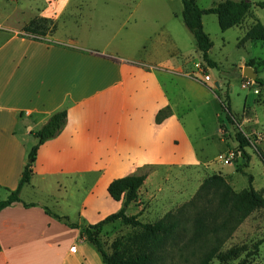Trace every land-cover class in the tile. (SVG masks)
Listing matches in <instances>:
<instances>
[{
	"label": "crops",
	"instance_id": "crops-1",
	"mask_svg": "<svg viewBox=\"0 0 264 264\" xmlns=\"http://www.w3.org/2000/svg\"><path fill=\"white\" fill-rule=\"evenodd\" d=\"M68 4L44 0L36 17L59 22ZM163 7L154 4L153 13L123 20L99 14V31L88 36H59L54 30L42 39L21 35L22 22L0 17V195L6 198L17 188L37 142L34 132L54 112L66 111L60 133L37 149L30 182L19 194L22 202L0 211V264H102L82 231L121 208L122 199L113 200L107 191L113 180L148 172L137 203L129 205H137L132 215L146 223L174 209L192 179L191 196L206 178L197 175L207 158L189 118L199 101L217 97L221 82H203L195 62L180 59L187 37L182 18ZM251 16L250 10L235 27ZM104 21L109 29L101 28ZM164 109L167 115L157 122ZM252 163L251 155L242 171ZM214 173L234 191L246 189L232 173ZM160 181L174 183L164 194ZM155 186L161 194L152 201Z\"/></svg>",
	"mask_w": 264,
	"mask_h": 264
},
{
	"label": "rangeland",
	"instance_id": "rangeland-1",
	"mask_svg": "<svg viewBox=\"0 0 264 264\" xmlns=\"http://www.w3.org/2000/svg\"><path fill=\"white\" fill-rule=\"evenodd\" d=\"M195 1L198 6L208 8L216 0ZM246 1L251 3L252 16L248 17L241 27H232L221 31L216 15H203L204 31L213 42L209 57L217 63V68L212 69L202 62L192 35L184 27L181 19L180 0H69L64 16L59 22L51 20L38 23L41 25L40 29L48 28L46 34L52 33L50 29L54 24L55 31L59 36L70 34L71 36L81 34L88 36L93 31H99V24L96 22L99 14L119 16V19L123 20L127 19L130 14L143 16L153 13L154 4H160V8H164V5L167 12L177 14L181 19L180 24L183 30L187 34L186 38H182L180 59L189 63L195 62L199 76L207 74L211 79H218L224 84V90L221 93H228L233 115V121L227 122L222 102L217 96L215 99L209 98L207 102L199 101L195 113L190 116L193 139L199 147H202V155L207 158L204 164L197 167V175L199 179H203L214 175V172L224 175L232 173L239 178V184L244 188L249 187V176H252L254 178L252 187L262 189L264 195V163L258 152V150H264V67L253 65L258 72L256 80H250L257 85V93L252 88L242 89L241 84L247 78L241 79L240 77L243 67L247 65L249 59L255 61L264 59V43L246 41L239 44L245 30L254 21L258 20L264 25V6L257 5L264 0ZM41 5H44V0H0V17L8 18L9 22L13 24L22 22L21 35L35 39L41 38L42 36L23 29L31 20L43 18L36 17L37 12L41 10ZM109 23L106 22V25L103 24L104 26L101 28L109 29ZM243 62L245 63L243 64ZM199 82L203 83L201 80ZM212 87L214 88V85ZM222 124L226 126L225 129L220 128ZM235 132H241L250 139L252 144L245 148V151L250 156L252 155L253 160L250 167L244 169L246 173L242 171L243 167L239 163L238 144L234 140ZM229 154L231 155L230 164H222L218 161L219 155L228 157ZM156 183L157 181L152 182V185ZM173 183V181L158 182L159 188L163 187L164 194ZM194 184L196 185V182L192 179V182H189L186 188H182L181 193H178L179 204L173 206L174 209L171 211L174 213L179 208L184 209H182V213L178 214L176 231L165 240L160 248L152 249L140 228L124 225L117 220L104 225L97 234L107 256L134 257L152 251L153 264H200L202 258L207 254L224 252L231 247H236L241 251L240 256L226 264H264V208L255 210L245 218L227 239H224V233L215 236L210 232L209 229L214 226L211 220L206 222L208 227L205 234L195 237L194 220L196 217L203 216V213L198 211L201 208H215L219 191L210 186L202 192L201 200L193 205H188L195 196V194L191 196L195 188ZM157 188L155 186L152 201H157L160 198L161 192ZM4 199H6L5 195H0V200ZM206 200L210 202L207 205ZM136 208L137 205H131L126 213L132 215ZM156 219L158 216L153 215L148 218L146 223H152ZM212 260L214 264H223L215 257Z\"/></svg>",
	"mask_w": 264,
	"mask_h": 264
},
{
	"label": "trees",
	"instance_id": "trees-1",
	"mask_svg": "<svg viewBox=\"0 0 264 264\" xmlns=\"http://www.w3.org/2000/svg\"><path fill=\"white\" fill-rule=\"evenodd\" d=\"M180 1L182 5V21L194 38L196 47L201 54L202 62L210 69L217 68V63L209 57V51L213 46V42L203 29V15H216L220 30L225 31L229 28L239 26L242 23L244 17L251 9V3L246 0H216L210 7L201 8L197 5L195 0ZM257 5L263 7L264 2H260ZM39 21L50 22L51 20L45 18L31 20L23 29L40 36H45L47 32L46 30L48 28L40 29L41 25L38 23ZM54 30L55 25L52 24L50 31ZM246 41H260L264 43V25L261 22L257 21L254 23L239 41V44H243ZM253 65H260L264 67V59L257 61L251 59L247 63L246 66H252L257 73L258 71ZM223 90L224 84L221 83L220 87L216 91V94L221 100L225 110L226 121L232 122L233 115L230 108V99L227 92L224 94L221 93ZM167 113V109L159 111L156 116V121L160 122L167 115ZM65 121L66 111H56L48 118L46 123L43 124L40 129L34 132L33 135L37 139V142L31 147L27 155V162L23 168L17 188L10 192L6 199L0 200V211L14 203L22 202L19 194L22 187L30 182L32 166L36 158L38 147L45 141L56 137L64 127ZM225 127L226 126L224 124L220 126L222 129H225ZM234 140L238 144L240 158L239 163L241 167H246L250 161V155L245 151V148L252 145L251 141L241 132H235ZM258 152L259 157L264 163V150H258ZM147 174V171H143L113 180L109 184L107 191L113 200L119 201L122 199L121 208L117 212L108 215L98 223L86 226L82 231L86 241L91 243L100 253L103 264H153L152 251L149 253H141L134 257H122L118 255H113L110 257L107 256L101 242L97 238V234L106 224L114 223L115 221L119 220L124 225L140 228L152 246V249L155 250L160 248L165 240L176 231L178 226V214L182 213V209L184 208H179V210L174 213L170 211L166 213L161 219L153 223H142L138 220L136 215L130 216L126 213V209L130 204L137 203L139 189L143 185ZM252 181L253 177L249 176V187L237 192L233 190L225 178L220 174H214L208 178H205L195 193L194 198L189 202L188 205H193L198 200H201L203 196L202 192H204V190L210 186L215 187L219 191L218 200L215 208H201L198 211L203 213V216L201 215L199 218L196 217L194 220V236L200 237L204 235L208 227L206 222L207 220H211L214 226L209 229L210 232L215 236L220 233H224V239H227L232 235L236 227L245 218H247L255 210L264 208L263 192L261 190H255L252 187ZM209 203V200H206V205ZM32 205L33 204H24L26 207ZM44 210L47 214L53 216L54 218L65 221L68 226L77 227L75 224L69 223L67 217H59L58 215L52 213L47 207H44ZM240 252L241 251L238 248L231 247L229 250L224 252L210 253L202 258L200 264H214L212 260L213 257L218 259L221 263L226 264L228 261L238 258L240 256Z\"/></svg>",
	"mask_w": 264,
	"mask_h": 264
},
{
	"label": "built area",
	"instance_id": "built-area-1",
	"mask_svg": "<svg viewBox=\"0 0 264 264\" xmlns=\"http://www.w3.org/2000/svg\"><path fill=\"white\" fill-rule=\"evenodd\" d=\"M201 77H202V81L203 82H208V81H210V76L209 75H207V74H201ZM241 88L242 89H249V88H252L253 89V91L255 92V93H257L258 91H257V85L256 84H253V81H251L250 79H245V81L244 82H242V84H241ZM230 155V154H229ZM231 155L230 156H228V157H223V156H218V161H220L221 163H223V164H230L231 163Z\"/></svg>",
	"mask_w": 264,
	"mask_h": 264
},
{
	"label": "water",
	"instance_id": "water-1",
	"mask_svg": "<svg viewBox=\"0 0 264 264\" xmlns=\"http://www.w3.org/2000/svg\"><path fill=\"white\" fill-rule=\"evenodd\" d=\"M257 73L252 66H244L242 71V77L247 79L256 80ZM215 86L218 87V83H215Z\"/></svg>",
	"mask_w": 264,
	"mask_h": 264
}]
</instances>
